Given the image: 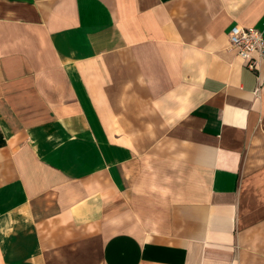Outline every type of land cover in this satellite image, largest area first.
<instances>
[{
    "label": "crops",
    "instance_id": "0c3cea01",
    "mask_svg": "<svg viewBox=\"0 0 264 264\" xmlns=\"http://www.w3.org/2000/svg\"><path fill=\"white\" fill-rule=\"evenodd\" d=\"M264 0H0V264H264Z\"/></svg>",
    "mask_w": 264,
    "mask_h": 264
},
{
    "label": "built area",
    "instance_id": "2783aa9c",
    "mask_svg": "<svg viewBox=\"0 0 264 264\" xmlns=\"http://www.w3.org/2000/svg\"><path fill=\"white\" fill-rule=\"evenodd\" d=\"M229 40L250 69H255L256 62L254 53L260 52L264 46L262 33L255 27L234 25L230 28Z\"/></svg>",
    "mask_w": 264,
    "mask_h": 264
}]
</instances>
